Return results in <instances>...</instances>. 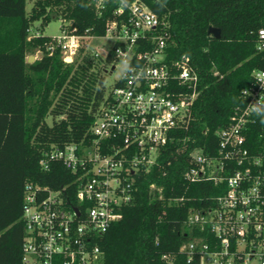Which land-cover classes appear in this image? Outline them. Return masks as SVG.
<instances>
[{
    "label": "trees",
    "instance_id": "trees-1",
    "mask_svg": "<svg viewBox=\"0 0 264 264\" xmlns=\"http://www.w3.org/2000/svg\"><path fill=\"white\" fill-rule=\"evenodd\" d=\"M97 1L35 0L27 12L26 0H0V264L21 263L26 184L58 188L73 178L61 162L53 161L45 171L40 160L53 145L89 142L107 93L105 70L119 44L105 57L86 51L66 61L53 37L41 31L33 36L31 26L41 20L43 27L56 17L62 30L103 36L118 2H106L99 13ZM143 1L169 24L175 39L170 56H190L199 75L198 94L188 129L174 132L159 166L141 176L135 201L124 206L123 217L97 243L106 264H199L188 263L180 252L188 238L201 234L185 221L225 184L188 182L189 153L200 146L213 153L217 131L241 102V90L252 84L253 70L264 68V52L257 50L264 0ZM212 26L221 30L219 38L209 32ZM35 51L42 56L29 62ZM151 183L162 187L161 199ZM179 198L184 199L175 201Z\"/></svg>",
    "mask_w": 264,
    "mask_h": 264
},
{
    "label": "built area",
    "instance_id": "built-area-1",
    "mask_svg": "<svg viewBox=\"0 0 264 264\" xmlns=\"http://www.w3.org/2000/svg\"><path fill=\"white\" fill-rule=\"evenodd\" d=\"M108 1H97L99 13ZM113 1L118 2L115 17L103 36L119 44L105 72L121 60L124 71L107 87L89 142L53 145L40 160L45 171L53 161L61 162L73 178L58 188L26 184L20 264H106L97 240L135 201L141 176L159 166L174 132L189 127L199 83L190 56H170L175 39L169 24L145 1ZM62 31L53 39L66 61L78 55L83 38L100 37ZM257 50L264 52V28L258 32ZM260 74L264 68L253 70L252 84L242 89L252 95L240 93L228 124L217 131L213 153L204 146L189 153L185 179L225 184V190L190 211L185 223L201 234L180 246L188 263L264 264V125L247 111L264 92ZM150 189L163 197L156 183Z\"/></svg>",
    "mask_w": 264,
    "mask_h": 264
},
{
    "label": "rangeland",
    "instance_id": "rangeland-1",
    "mask_svg": "<svg viewBox=\"0 0 264 264\" xmlns=\"http://www.w3.org/2000/svg\"><path fill=\"white\" fill-rule=\"evenodd\" d=\"M34 1L35 0H26L27 12H29L33 7ZM62 24L63 22L60 18L53 17L47 24H44V26L42 27L41 20H37L31 26V35L34 36L38 31H41L44 35L47 36H51V37L61 36L63 35ZM114 43L115 40L110 36L85 37L81 41V48L79 50V53L83 54L86 51H91L92 53H96L98 55L105 57L108 51L113 47ZM31 55L35 56V59H38L42 56V52L35 51L34 53L30 54L28 58ZM124 67H125L124 63L121 60L114 70L105 72L107 87L112 86L114 82L119 77H121L124 71ZM48 120L50 121V118Z\"/></svg>",
    "mask_w": 264,
    "mask_h": 264
},
{
    "label": "clouds",
    "instance_id": "clouds-1",
    "mask_svg": "<svg viewBox=\"0 0 264 264\" xmlns=\"http://www.w3.org/2000/svg\"><path fill=\"white\" fill-rule=\"evenodd\" d=\"M258 84L264 89V74L258 77ZM241 95L245 97L251 96V92L247 89L241 91ZM247 111L250 115L255 116L259 122L264 125V92H261L258 99L253 100L248 104Z\"/></svg>",
    "mask_w": 264,
    "mask_h": 264
},
{
    "label": "water",
    "instance_id": "water-1",
    "mask_svg": "<svg viewBox=\"0 0 264 264\" xmlns=\"http://www.w3.org/2000/svg\"><path fill=\"white\" fill-rule=\"evenodd\" d=\"M209 32L211 33V34H213L215 37H217V38H219L220 36H221V30L219 29V28H217V27H210L209 28ZM34 59H35V56H33V55H31L29 58H28V61L29 62H33L34 61ZM68 61H70V60H68ZM115 69V66H113L112 67V70H114Z\"/></svg>",
    "mask_w": 264,
    "mask_h": 264
}]
</instances>
